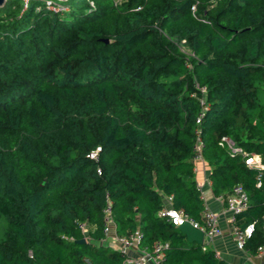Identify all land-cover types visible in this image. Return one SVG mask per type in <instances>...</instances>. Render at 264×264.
<instances>
[{"label": "trees", "instance_id": "trees-1", "mask_svg": "<svg viewBox=\"0 0 264 264\" xmlns=\"http://www.w3.org/2000/svg\"><path fill=\"white\" fill-rule=\"evenodd\" d=\"M88 1L0 7V264H133L106 243L108 206L118 237L162 245L159 264H227L161 215L203 224L198 139L213 194L246 191L235 217L256 254L264 168L245 158L264 166V0Z\"/></svg>", "mask_w": 264, "mask_h": 264}, {"label": "built area", "instance_id": "built-area-1", "mask_svg": "<svg viewBox=\"0 0 264 264\" xmlns=\"http://www.w3.org/2000/svg\"><path fill=\"white\" fill-rule=\"evenodd\" d=\"M90 7H94L93 0H89ZM48 8H50L52 11H67V7L63 5H55V4H49ZM188 67H190V64H186ZM201 92L205 91L204 87H199ZM196 123H199V118L196 119ZM221 143H225L228 148L233 153H243L241 148L236 147L232 141H230L229 138L226 136L221 137ZM100 146L95 147L88 153V158L93 160L94 162H97L99 160L98 154L100 152ZM194 162L198 160H203L201 155V142L197 141L195 147H194V156H193ZM245 164L248 166L254 167L258 170H262L264 166L261 164L260 159L256 155H248L247 158H245ZM97 172L99 173V169H97ZM260 174L257 177L256 186L259 187L261 185L260 181ZM224 202L226 204V208L231 212L233 216L238 215L242 213L244 210L248 208V195L246 191L242 188L241 185H234L230 192L224 196ZM104 233L109 235L111 228L113 226V220L110 215V208L105 207L104 208ZM161 215L168 216V220L172 222V224L179 226L180 224L184 222L190 223L194 228L201 229L204 233V243H207L211 241V239L218 233V227H217V215L211 211L208 208H204L201 217L203 220V224L201 225L198 221H196L194 218L189 216L187 213L183 212L182 210H175V209H165L161 211ZM79 227L83 231V233L87 232V228L84 223H80ZM255 230V225L253 222L248 223L244 226L235 225L232 230V235L235 240L236 247L240 250L245 249V243L248 240V238L252 235V233ZM263 232H264V216H263ZM141 239V233L139 230H135L134 233L130 236V238H124V237H116L114 238V242L120 244V250L126 253V249L130 248L131 246H137L138 242ZM264 239V235H263ZM155 255H149L147 252L141 251V255L139 257L135 258H128V263L133 264H159L160 261L163 258V252H162V245L156 244L154 249ZM264 252V243L257 248V253ZM215 256L217 257V254L215 253ZM84 264H89L87 260H85Z\"/></svg>", "mask_w": 264, "mask_h": 264}, {"label": "crops", "instance_id": "crops-1", "mask_svg": "<svg viewBox=\"0 0 264 264\" xmlns=\"http://www.w3.org/2000/svg\"><path fill=\"white\" fill-rule=\"evenodd\" d=\"M195 180L197 187L200 190L201 196L204 200L205 207L213 211L217 215L218 233L207 242L210 249H212L217 257L224 260L227 264H264V252L253 254L246 248L240 250L236 247L232 230L235 225L241 226L243 218L235 217L226 208L223 194L214 195L211 190V183L209 180L210 166L204 160L195 162ZM116 237L114 227L106 239V243L112 247H116L114 238ZM114 244V245H112ZM117 249L120 246L116 247ZM128 258H135L141 255V250L137 246H131L126 249Z\"/></svg>", "mask_w": 264, "mask_h": 264}, {"label": "water", "instance_id": "water-1", "mask_svg": "<svg viewBox=\"0 0 264 264\" xmlns=\"http://www.w3.org/2000/svg\"><path fill=\"white\" fill-rule=\"evenodd\" d=\"M5 0H0V5L3 4ZM107 42V40H105ZM180 231L185 235L186 240L190 243L194 242L196 244H204V233L201 229L194 228L190 223L184 222L178 226ZM85 238L78 240L77 242H85Z\"/></svg>", "mask_w": 264, "mask_h": 264}, {"label": "rangeland", "instance_id": "rangeland-1", "mask_svg": "<svg viewBox=\"0 0 264 264\" xmlns=\"http://www.w3.org/2000/svg\"><path fill=\"white\" fill-rule=\"evenodd\" d=\"M22 1L24 4L27 2V0H22ZM79 4L81 5L82 3H79ZM0 7H1V5H0ZM9 7L11 10H15V8L18 9L19 7H21V0H9ZM115 244H116V242H115ZM112 245H114V244H112ZM115 246L116 247L120 246V244L117 243Z\"/></svg>", "mask_w": 264, "mask_h": 264}]
</instances>
